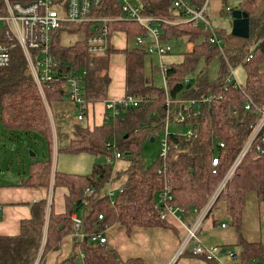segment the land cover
I'll use <instances>...</instances> for the list:
<instances>
[{"label": "trees", "instance_id": "16d2710c", "mask_svg": "<svg viewBox=\"0 0 264 264\" xmlns=\"http://www.w3.org/2000/svg\"><path fill=\"white\" fill-rule=\"evenodd\" d=\"M255 1L242 0L244 3ZM131 2L141 8L144 16L178 22L161 25L163 41L184 39L193 45L191 52L183 54L180 63L163 65L164 87L156 86L152 77L145 75L148 55L140 47L115 50L109 45L102 55L88 54L85 38L90 34V24L64 25L53 35L49 45V54L60 71L82 75L84 106L105 102L111 81L108 74L101 76V73L108 70L111 54L122 52L124 55V96L139 99L140 105L124 111L120 118L103 121L93 128L75 122L70 128L67 144L56 149L71 154L111 156L113 150H107L106 143L113 139L115 150L122 154V160L129 162L125 170L114 176L112 166L105 162L95 163L87 176L52 172L53 127L47 109L68 99L64 81L54 79L42 84L43 101L20 48L12 50L8 66L0 68V120L4 128L39 134L49 152L46 160L30 165L22 186L49 187L53 179L52 190L63 188L66 192L63 212L55 213L53 202L49 204L47 199L38 200L29 206L30 219L20 221L17 236H0V264H34L36 260L38 264H44L45 257L59 251L63 238L71 234H75V254L71 260L77 250L84 255V264H144L140 259L122 261L114 250L91 242L90 237L102 234L107 226L115 224L121 225L127 233L134 227H169L160 219L156 209L157 195L166 186L171 190L170 203L173 206L181 207L188 215L193 209L200 211L246 142L249 125L256 114L245 110V103L250 101L253 106H261L264 102V74L258 71V66L264 63V8L260 14L249 16V37L245 45L228 53L235 64H242L252 50V59L242 64L246 72L245 84L235 89L226 81L229 71L225 60L209 44V34L201 25L183 23L184 16L171 8L170 0ZM94 16L107 20L109 37L121 32L126 39L134 40L144 33L136 23L122 20L115 0H103ZM65 31L82 32L84 38L71 46H62L59 35ZM215 58H220L221 68L217 78L210 81L207 69ZM202 60L204 67L197 71ZM150 68H153L151 62ZM204 97H209L210 101L201 115L187 121L195 129L196 139L169 134L171 151L164 161L158 156L151 164L141 159V147L146 141L154 140L155 134L163 129L166 114L173 116L181 109L178 101ZM218 143H223L224 147L219 148ZM175 145L185 152L176 154ZM214 157L218 159L213 169L211 161ZM122 177H126L124 184L110 199L104 188ZM86 189L93 190V193L85 194ZM248 193H255L258 201H264V157L257 154L254 147L249 149L227 180L206 217L211 216L218 206L225 209L229 225L238 235V245L242 248L241 264L264 258L263 247L247 243L240 236L241 216ZM72 214L81 220L78 229L73 226ZM99 216L102 219L99 220Z\"/></svg>", "mask_w": 264, "mask_h": 264}, {"label": "built area", "instance_id": "2783aa9c", "mask_svg": "<svg viewBox=\"0 0 264 264\" xmlns=\"http://www.w3.org/2000/svg\"><path fill=\"white\" fill-rule=\"evenodd\" d=\"M102 2L103 0H0V68L7 67L12 50L20 48L27 62L30 74L41 95H43L42 84L53 81L54 79L64 81L68 93V100L77 109V122L84 121L88 105L86 104L84 106V101L81 96L83 89L82 75L72 72L65 74L63 71H60V68L49 54V45L53 35L64 25L85 23L90 24V34L85 38L86 52L94 56L102 55L110 45L107 20L94 16V13L100 8ZM115 2L122 14V20L136 23L144 32L134 39L137 47H142L147 55L158 57L166 55L171 51L170 46L162 44L161 42L160 27L166 23L172 25L177 23L170 22L166 19L144 16L141 8L133 4L131 0H115ZM170 2L171 8L184 16L185 23L201 25L209 34V44L216 48L220 55H223L222 40L218 37L215 29L205 16L208 8V0L202 1L199 7L191 5L189 0H170ZM251 59L252 52L247 55L242 64L249 62ZM231 76H233V71L229 69L227 83L231 84L235 89L240 88L234 76L233 79H231ZM209 101V97L198 100L178 101L181 109L173 116L170 113L166 114L163 127L166 135L160 141V152L158 155L160 160L164 161L171 151L168 144L169 124L175 123L186 127L185 133L175 135L182 136L188 140L196 139L197 133L187 121L199 117ZM140 103L141 101L133 96H124L118 101L109 102L105 108L103 121H112L120 118L124 111L137 108ZM166 104H169L168 99ZM244 108L256 114L255 120L249 125L250 134L205 206L200 211L193 209L192 212L196 218L187 227L175 258L182 255L190 247V253L193 257L202 259L208 263L221 264L219 261V247L205 245L197 236V232L201 223L211 211L225 183L249 149L254 147L255 152L264 157V102L261 106H253L250 101H247ZM232 113L236 115L235 111ZM218 147L223 148V143H218ZM106 148L107 150H113L111 156L104 157L106 164L112 165L114 162L122 160V154L115 150L114 141L107 142ZM173 149H176V154L185 152V150H179L177 145ZM217 159V157H214L211 161L213 169L217 165ZM91 193H93V190H85V194ZM106 195L112 199L115 191H109ZM171 200V190L166 186L158 193L156 199V209L159 211L161 220H165L168 215L185 214L181 207L173 206L170 203ZM98 219L100 220L102 217L99 216ZM71 220L74 228L78 229L81 225L80 218L72 214ZM220 227L224 229L226 225L222 224ZM79 236L82 237V235ZM90 241L97 242L100 245L107 243V239L103 234L93 235L90 237ZM81 257L83 259L84 255H81ZM226 257L231 261L233 254L228 252ZM34 264H38V260ZM248 264H264V259L261 261H252Z\"/></svg>", "mask_w": 264, "mask_h": 264}, {"label": "crops", "instance_id": "0c3cea01", "mask_svg": "<svg viewBox=\"0 0 264 264\" xmlns=\"http://www.w3.org/2000/svg\"><path fill=\"white\" fill-rule=\"evenodd\" d=\"M190 3L197 6L200 1L204 0H189ZM254 3H244L242 0H208V8L205 16L208 18L212 27L211 20H218L223 18V16L228 15L230 18V25L232 30L231 14L234 10H241L246 12L249 16L252 15L251 9L254 7ZM226 4V7L224 5ZM178 23V22H175ZM183 23H185L183 21ZM218 37L222 40V48L227 40L231 39L234 44L233 48L225 49L223 48V59L226 62V66H229L228 53L237 50L245 45V40L233 37L230 33L229 36L224 35V30L220 28H214ZM119 36L125 37L124 33L115 32ZM228 37V38H227ZM126 39V37H125ZM176 40V39H172ZM186 42L185 51L191 52L193 45ZM162 44L168 41H163ZM171 40H169V43ZM110 45L113 47L112 36L110 37ZM167 45V44H165ZM137 47V46H136ZM143 49L142 47H140ZM115 50H124L123 48H114ZM229 51V52H228ZM185 52V53H186ZM227 52V56H226ZM252 52V50H250ZM235 64V63H234ZM239 65V64H235ZM119 73L114 79V75L110 77L109 70L102 72L101 76L108 74L110 78V85L107 91V98L103 103L88 104L86 109L85 119L87 121V126L93 128L94 126H99L103 123V116L105 113V108L107 103L112 101H118L124 97V84H125V58L123 55V62L120 68L116 67ZM162 70V69H161ZM258 71L264 74V63L258 66ZM164 87V86H163ZM68 103L72 104L68 99ZM63 102V101H62ZM60 102V103H62ZM52 118V115H51ZM52 122V121H51ZM74 124V123H73ZM53 127V123H52ZM53 142L56 141L55 134L53 132ZM70 136L65 140L67 144ZM113 141V140H112ZM154 141V140H153ZM56 144V143H55ZM55 150L57 146L55 145ZM119 162V161H118ZM116 163V162H115ZM112 166V165H111ZM127 166L119 169L118 165L113 169V176L125 170ZM55 170H52L54 172ZM126 177H122L120 180L111 183L114 189H119L120 186L124 184ZM25 181L24 178L20 179L16 186L0 187V236L1 237H13L19 234V223L21 220L30 219L29 206L42 199L49 200L50 193L52 191V182L49 187L41 188H31L24 187L22 183ZM65 195V194H64ZM63 195V196H64ZM64 198V197H63ZM49 203V201H48ZM50 204V203H49ZM218 210V214H212L208 218H205L201 223V226L197 232L199 239L208 246H218L220 249L219 261L221 264H237L241 263V253L242 248L238 245V235L229 225V218L227 212L223 207ZM53 210L56 211L53 204ZM76 215V214H75ZM77 216V215H76ZM78 217V216H77ZM79 218V217H78ZM195 214H177L168 215L165 218V222L169 227L159 228H141L134 227L130 232L127 231L119 224L112 226H107L102 233L106 237L107 243L104 245L116 252L118 257L122 261H127L130 259H140L144 264H214L203 261L202 259L193 257L190 253V247L186 249L179 257L175 258L178 248L182 239L185 236L187 227H189L194 219ZM225 224L226 228L221 229V225ZM74 235L71 234L61 241L60 250L57 252L49 253L44 260V264H84L81 257L83 255L81 252L80 256L77 257L78 251L76 250V255L73 251ZM240 236L247 243L259 244L264 249V201L260 202L257 200L255 193L246 194L245 198V208L241 216V230ZM228 252L233 254V259L230 261L227 259L226 255ZM70 259V261H68ZM264 259V258H263ZM262 259V260H263ZM261 261V260H252ZM250 261V262H252Z\"/></svg>", "mask_w": 264, "mask_h": 264}, {"label": "rangeland", "instance_id": "374dc122", "mask_svg": "<svg viewBox=\"0 0 264 264\" xmlns=\"http://www.w3.org/2000/svg\"><path fill=\"white\" fill-rule=\"evenodd\" d=\"M264 8V0H256L254 7L251 9L252 15L260 14ZM231 21L232 17H231ZM213 28H222L224 30V35L229 36L231 33L230 18L228 15L223 16V18L218 20H211ZM232 24V23H231ZM84 38V33H68L61 32L59 35V41L62 46H71L76 42L82 41ZM228 38V37H227ZM113 48H128L129 50L136 47L135 40L125 39L123 36L118 34H112ZM170 46L171 51L161 57L148 55L146 59V64L144 68V73L148 77H152L154 84L158 87L165 86L163 76L161 73V67L163 65L178 64L183 60V54L185 51L186 42L183 40H171L167 43ZM234 44L231 39L224 43L223 48L229 49L233 48ZM229 66H227L228 71H233V76L240 86L245 84L246 72L242 64H234V59L232 56H228ZM123 62L122 52H114L109 57L108 70L110 72V77L114 75L113 82L116 81V77ZM150 62L152 64V69L150 68ZM204 61H200L197 71L204 67ZM221 68L220 58L213 59L208 65V78L213 81L217 78ZM231 76V79H233ZM41 95V94H40ZM44 95V94H43ZM41 95L43 101L44 96ZM48 108V107H47ZM48 110L51 123H53V132L56 137L54 139L55 145L59 149H62L65 140L70 136V128L76 121L77 109L73 104L68 103L66 100L62 103H54L51 105L50 110ZM52 115V118H51ZM81 123L87 125V121L84 120ZM90 128V127H89ZM186 131V127L181 125L170 123L168 126L169 134H183ZM165 130L161 129L155 134L154 141H146L141 147L140 157L147 164H151L155 161L160 152V141L165 137ZM54 138V137H53ZM113 140V139H112ZM114 141V140H113ZM56 143V144H55ZM49 152L45 140L35 132H20V131H9L6 130L0 120V187L8 186L13 187L19 182L20 179L27 178L28 169L30 165L35 162L44 161L48 158ZM104 156L95 157L91 154L80 153L71 154L65 152H57L55 149L51 153V161L53 170L58 172L77 174L80 176H87L91 173L92 167L95 163L102 164L104 162ZM129 162L126 159L119 160L112 164V169L116 168L118 165L119 169L127 166ZM112 185H107L104 188V192L109 191L117 192ZM65 190L63 188H56L52 190L49 196V203L53 202L57 212L61 213L64 211V194ZM218 206L217 210L213 212L214 215L218 214V210L221 209ZM80 256L78 251L77 257Z\"/></svg>", "mask_w": 264, "mask_h": 264}, {"label": "water", "instance_id": "95a60500", "mask_svg": "<svg viewBox=\"0 0 264 264\" xmlns=\"http://www.w3.org/2000/svg\"><path fill=\"white\" fill-rule=\"evenodd\" d=\"M232 30L231 35L240 39H248L249 37V15L241 10H234L231 14ZM153 142V139L151 140ZM78 211V208L75 209Z\"/></svg>", "mask_w": 264, "mask_h": 264}]
</instances>
